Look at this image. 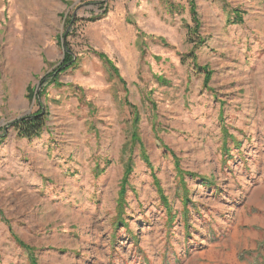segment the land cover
<instances>
[{
	"label": "rangeland",
	"instance_id": "obj_1",
	"mask_svg": "<svg viewBox=\"0 0 264 264\" xmlns=\"http://www.w3.org/2000/svg\"><path fill=\"white\" fill-rule=\"evenodd\" d=\"M195 1L0 0V264H264V0Z\"/></svg>",
	"mask_w": 264,
	"mask_h": 264
},
{
	"label": "trees",
	"instance_id": "obj_2",
	"mask_svg": "<svg viewBox=\"0 0 264 264\" xmlns=\"http://www.w3.org/2000/svg\"><path fill=\"white\" fill-rule=\"evenodd\" d=\"M190 1V11H191V15H192V21L195 22L194 27H188L189 33H192L193 37H192V41L196 42V44L202 43V41H196V37L200 38L198 36V31L199 28L201 26V23L199 21V17H198V13H197V4L195 0H189ZM236 15L239 16L241 18V12L239 11H235ZM237 22V21H234ZM68 47V45H67ZM70 53V51L68 52ZM66 55V61L68 62V60L70 59V55ZM191 58L192 62L195 64V68L198 69L200 72L205 73V87L209 88V82L211 80L212 77V72L210 70H208L207 67H202L197 65V55L195 53H192V55H186L184 56V60H186V58ZM111 65H113V63L110 62ZM113 68L116 70L115 66L113 65ZM45 91V89H42V93ZM42 111V107H40L36 112H34L32 115L30 116H26L23 118H20L16 121H14L13 123V127L14 129L17 131L19 137L22 138H26V139H32L35 137H40L43 129L46 126L47 123V114H41ZM139 143L141 147L143 146V142L142 139L140 137V134L138 132V128H135V131L132 132L131 136L128 138V140L125 142V146H124V152L123 155L125 157V155L128 153L127 158L125 160V164H124V174H123V178H122V182H121V188H120V192H119V197H118V215L120 218H122V214L125 215V210H123V207H125V197L127 194V190H128V185H129V180L130 177L134 171V159H133V154H134V150H133V146L134 144ZM175 157V156H174ZM176 159V158H175ZM143 160L149 165L151 166V162L149 159V156L145 153L143 155ZM110 161L107 162L106 167L102 169V171H100V168L97 166L96 167V174L99 175L100 173H103L106 171L107 166L110 165ZM164 203H166L168 205V199L167 197H162ZM124 212V213H123ZM19 244L21 246H23L29 253L30 256V264H39L38 259L35 255V251L34 248L31 247L29 244L25 243L24 241L20 240L19 238H17Z\"/></svg>",
	"mask_w": 264,
	"mask_h": 264
}]
</instances>
